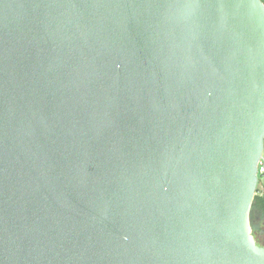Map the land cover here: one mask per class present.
<instances>
[{
    "label": "water",
    "instance_id": "1",
    "mask_svg": "<svg viewBox=\"0 0 264 264\" xmlns=\"http://www.w3.org/2000/svg\"><path fill=\"white\" fill-rule=\"evenodd\" d=\"M263 0H0V264H264Z\"/></svg>",
    "mask_w": 264,
    "mask_h": 264
},
{
    "label": "rangeland",
    "instance_id": "2",
    "mask_svg": "<svg viewBox=\"0 0 264 264\" xmlns=\"http://www.w3.org/2000/svg\"><path fill=\"white\" fill-rule=\"evenodd\" d=\"M258 187L261 190L264 189V178L259 181ZM253 219L251 218L253 233L257 241L264 245V215L263 213L258 212L255 214Z\"/></svg>",
    "mask_w": 264,
    "mask_h": 264
},
{
    "label": "trees",
    "instance_id": "3",
    "mask_svg": "<svg viewBox=\"0 0 264 264\" xmlns=\"http://www.w3.org/2000/svg\"><path fill=\"white\" fill-rule=\"evenodd\" d=\"M258 212H261L264 215V189H262L260 193L255 195V199H254L252 210H251V218L253 219L255 214Z\"/></svg>",
    "mask_w": 264,
    "mask_h": 264
},
{
    "label": "built area",
    "instance_id": "4",
    "mask_svg": "<svg viewBox=\"0 0 264 264\" xmlns=\"http://www.w3.org/2000/svg\"><path fill=\"white\" fill-rule=\"evenodd\" d=\"M262 173L264 174V154L262 155L258 163V175Z\"/></svg>",
    "mask_w": 264,
    "mask_h": 264
}]
</instances>
